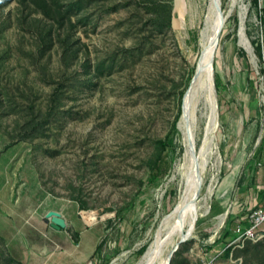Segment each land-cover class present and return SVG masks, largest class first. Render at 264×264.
<instances>
[{
    "label": "rangeland",
    "instance_id": "rangeland-1",
    "mask_svg": "<svg viewBox=\"0 0 264 264\" xmlns=\"http://www.w3.org/2000/svg\"><path fill=\"white\" fill-rule=\"evenodd\" d=\"M216 2L211 128L200 98L186 140L210 0H0V264H136L153 243L156 263L264 264V219L223 234L264 209V0ZM187 147L199 209L179 237Z\"/></svg>",
    "mask_w": 264,
    "mask_h": 264
},
{
    "label": "bare ground",
    "instance_id": "bare-ground-1",
    "mask_svg": "<svg viewBox=\"0 0 264 264\" xmlns=\"http://www.w3.org/2000/svg\"><path fill=\"white\" fill-rule=\"evenodd\" d=\"M216 5H217L216 0H210L209 8H208L209 12L207 14V17L210 20L209 21L210 31L207 37L205 38V40L202 41V44H201L202 52L197 62L195 74L193 75V78L190 84L188 85L187 90L185 91L183 95L182 113L178 121V127L184 131L186 140L188 139V136L191 133L192 123L195 119V107L200 98L203 99L204 104H206V106L209 109L207 122L205 124V130L208 131L211 128L210 123L212 121V110L214 106L212 103L213 100H212V91H211L213 90L211 86L212 82H211V76H210L211 61L213 57V51L217 43L216 36H217L218 30L222 26L221 24L222 20L219 16ZM241 41L243 43L242 46H244V48L247 49L246 42L244 40H241ZM187 145L190 146V143H187ZM190 152H191L190 149L187 147L185 151V154H186L185 157L187 161L190 160L189 162L190 164H188L185 171H182V175H181V178L184 180V183H185V187L183 188L184 192L180 196L178 203L175 205V207L171 210V212L166 217V219H168L174 215L176 216L177 218L176 228H178V232L176 233L179 237L183 236L182 226L184 225V223H186L188 230L191 229L197 217V213L199 209L193 197L198 188L199 180L201 176L200 170H199L200 165L197 160H196L195 165L192 164ZM157 239L158 238L156 235V239L154 241L155 243ZM153 245L154 243L151 244L147 248V250L143 253V255L141 256V258L138 260L136 264H168L169 263V260H168L169 253H167L164 258L159 259L158 263L155 262L156 257L154 255Z\"/></svg>",
    "mask_w": 264,
    "mask_h": 264
},
{
    "label": "trees",
    "instance_id": "trees-1",
    "mask_svg": "<svg viewBox=\"0 0 264 264\" xmlns=\"http://www.w3.org/2000/svg\"><path fill=\"white\" fill-rule=\"evenodd\" d=\"M262 11L264 12V9H262ZM261 19H262L263 25H264V14L261 17ZM263 40H264V29H263ZM261 50H262V55L264 56V44L261 45ZM263 75H264V67H263ZM214 85H215V87H218V81H217V79L214 80ZM257 146L260 147V141H259V143H258ZM153 169H154V171L151 172V178L152 179L156 177V172L158 170L157 164L154 166ZM260 196H261V198L264 197V189H261L260 190ZM249 225H250V223L247 221V219H242L241 220V223H239L238 229L236 231H232L230 229H226L223 234L226 235L229 239H231L233 237L239 236ZM227 253H228V248L225 247L223 249L222 255H227Z\"/></svg>",
    "mask_w": 264,
    "mask_h": 264
},
{
    "label": "built area",
    "instance_id": "built-area-1",
    "mask_svg": "<svg viewBox=\"0 0 264 264\" xmlns=\"http://www.w3.org/2000/svg\"><path fill=\"white\" fill-rule=\"evenodd\" d=\"M264 219V209L259 208L253 210L251 213V217L249 219L250 225L241 233L245 234L246 236H250L253 234V229Z\"/></svg>",
    "mask_w": 264,
    "mask_h": 264
},
{
    "label": "water",
    "instance_id": "water-1",
    "mask_svg": "<svg viewBox=\"0 0 264 264\" xmlns=\"http://www.w3.org/2000/svg\"><path fill=\"white\" fill-rule=\"evenodd\" d=\"M46 216L48 219V223L51 227H54L56 229H62L66 226V221L60 213L50 211L46 214ZM171 254H172V251L169 252L168 260L170 259Z\"/></svg>",
    "mask_w": 264,
    "mask_h": 264
},
{
    "label": "crops",
    "instance_id": "crops-1",
    "mask_svg": "<svg viewBox=\"0 0 264 264\" xmlns=\"http://www.w3.org/2000/svg\"><path fill=\"white\" fill-rule=\"evenodd\" d=\"M62 232H63V231H62ZM80 233H81V231H80ZM57 234L60 235L61 233H60V232H55V233H53V235H55V236H56ZM86 234H87V233H86ZM88 234H90V233L88 232ZM88 236H89V235H88ZM89 240H90V239H89ZM94 244H95V243H93V245L88 246V247H89V249H88L89 252H91V251L94 250V248H95V247H94V246H95Z\"/></svg>",
    "mask_w": 264,
    "mask_h": 264
}]
</instances>
